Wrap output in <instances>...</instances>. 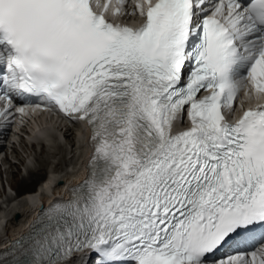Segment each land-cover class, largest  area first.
<instances>
[{"label":"snow or ice","instance_id":"obj_1","mask_svg":"<svg viewBox=\"0 0 264 264\" xmlns=\"http://www.w3.org/2000/svg\"><path fill=\"white\" fill-rule=\"evenodd\" d=\"M128 5L0 0V116L37 97L93 146L0 264H264V0Z\"/></svg>","mask_w":264,"mask_h":264},{"label":"bare ground","instance_id":"obj_2","mask_svg":"<svg viewBox=\"0 0 264 264\" xmlns=\"http://www.w3.org/2000/svg\"><path fill=\"white\" fill-rule=\"evenodd\" d=\"M38 112L39 111H37L36 109L31 108L27 112L26 117L22 121L24 124L22 126L23 128H17L19 129L20 132L24 133L27 136V137L23 136L24 138H26V141L22 140L24 144L22 145L23 150H26L28 152V150L30 149L36 150V148L39 146L42 147V149H49L48 147H51L52 150L62 149V147L59 144L60 143L59 139L60 136L61 137L64 136L65 138L70 140L71 142L70 144H72V148L75 147L74 150H76V152L78 151L79 153V154L78 153L74 154L71 160L69 161L75 169H78L76 170L77 174H73L70 177H64L63 179L65 180H63V182L61 183L64 182L65 183L58 184V181L61 180L62 178L59 177L60 174L56 173L57 167L55 169L54 166L55 162L51 161V157L52 156L54 157L56 154L55 150L48 151L47 157L46 156L39 157L37 159V165L34 168L31 167V164H28L30 166L27 167L26 170L27 175L18 178L14 181L12 180L11 182V188L17 190L15 194L16 195L15 198H12V196L10 198L9 197L7 198V202L9 203V205L14 204V202L16 200H19L20 198L23 199L26 198V201L24 200L25 202L24 204L26 206L24 209L25 213H23V219L20 222L18 221L19 218L14 219L15 215L20 213L19 210L22 209L20 208L17 212L19 205L16 208H14L13 206L11 210H8L7 208L6 210L2 211V214L0 216V250L6 249L10 244H12L13 241L21 238L30 230L31 228L30 223L36 217L38 211L40 210L43 204L48 205L55 200H60L59 196H64L66 199L69 198L65 193L67 189L66 187L70 183L77 184L78 182L83 181L86 176L84 162H86V159L88 157L89 149L85 145V141L83 140L85 137V132L83 131V129L77 124L63 126L59 124L60 120L59 118H57V116L53 117L49 112L48 113L40 112V116H39ZM31 131L32 133L30 134ZM19 135L20 134L18 133V136ZM13 137L15 138L16 136L13 135ZM33 141H36V144H34ZM8 147H11V145ZM74 150L72 149V152H74ZM17 151L18 150L16 148H13V152H15V156L17 155L16 154ZM53 152L54 155H52ZM5 159L6 160H4V157L3 158L0 157L1 165L3 161H5V163H11L12 165V162L8 157H6ZM20 161H22V165L26 164L25 162H23V159ZM62 161L63 163H65L66 158H64V160L62 158ZM60 164H62V162ZM47 169H50L48 173L45 171ZM70 170L72 169H69V171ZM58 177L60 179H58ZM34 183L35 185H33ZM37 193H40V195L36 196ZM10 215H13L11 219H9L11 217ZM5 219L6 222L4 223L3 220ZM9 222L11 223L18 222L19 224L17 228L15 227L16 229L11 231V233H6L4 232L5 229L3 230V227L5 226L6 223Z\"/></svg>","mask_w":264,"mask_h":264},{"label":"rangeland","instance_id":"obj_3","mask_svg":"<svg viewBox=\"0 0 264 264\" xmlns=\"http://www.w3.org/2000/svg\"><path fill=\"white\" fill-rule=\"evenodd\" d=\"M13 139L15 142H13L11 144V147H8L4 150V154H5L4 160H6L5 159L6 157H8L11 160L12 165H11V163H5V161H3L2 165L0 166V206H1L0 216L2 214V211L6 210L7 208H8V210H11L13 208V206H14V208H16L19 205L17 212L20 208H22V209L19 210L20 216H18V218H19L18 221L21 222V220L23 219V213H25L24 209L26 206L24 204L25 203L24 200L26 201V198L25 199L20 198L19 200H16L14 202V204H10L11 206L9 205V203L7 202V198L8 197L10 198L11 196H12V198H15V196H16L15 194L17 192L16 189L11 188L12 180L14 181L18 178L26 176L27 175L26 174L27 167L30 166L28 164H31V167L34 168L37 165V159L39 157H42V156L47 157L48 151H50V150L54 151L55 150L56 154L54 157L53 156L51 157V161L55 162V164H54L55 169L57 167L56 173L60 174L59 177L62 178L61 180L63 181V180H65V179H63L64 177H70L73 174H77L76 170H78V169H75L69 161L71 160V158L74 154L78 153V151L76 152V150H74L75 147L72 148V144H70L71 143L70 140L65 138L64 136H62V137L60 136V139H59V141H60L59 144L63 150L62 149L52 150L51 147H48L49 149H42V147L39 146L36 148V150L30 149L27 152L26 150H23V148H22V145H24L22 140L26 141V138H24L22 135H19L18 137L16 136ZM13 148H16L18 150L16 152V154H17L16 156H15V152H13ZM72 149L74 150V152H72ZM52 155H54V152L52 153ZM55 157H57V158H55ZM62 158H63V160H64V158H66L65 163H63ZM22 159H23V162H25L26 164L22 165V161H20ZM27 159H29V160H27ZM61 162H62V164H60ZM62 165H63V167H62ZM70 165H71V167H70ZM54 166H53V168H54ZM69 169H72L73 171L72 170L69 171ZM45 171L48 173V171H50V169H47ZM59 177H58V179H60ZM33 185H35V183ZM39 195H40V193L36 194V196H39ZM10 216L11 217L9 219H11L13 215H10ZM16 217H17V214L15 215L14 219ZM3 222L5 223L6 219L3 220ZM18 224H19L18 222L6 223L5 226L3 227V230L5 229L4 232H6V233H11V231H13L14 229H16L18 227ZM15 225H17V226H15Z\"/></svg>","mask_w":264,"mask_h":264},{"label":"water","instance_id":"obj_4","mask_svg":"<svg viewBox=\"0 0 264 264\" xmlns=\"http://www.w3.org/2000/svg\"><path fill=\"white\" fill-rule=\"evenodd\" d=\"M18 216H19V214H17V217L16 218H18Z\"/></svg>","mask_w":264,"mask_h":264}]
</instances>
